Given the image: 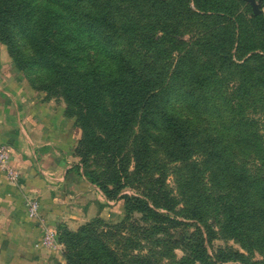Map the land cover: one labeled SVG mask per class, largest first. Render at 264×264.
<instances>
[{
  "label": "trees",
  "instance_id": "1",
  "mask_svg": "<svg viewBox=\"0 0 264 264\" xmlns=\"http://www.w3.org/2000/svg\"><path fill=\"white\" fill-rule=\"evenodd\" d=\"M146 1L0 0V41L8 45L12 54L16 55L13 49L14 29H19L30 40L34 57L30 61H20V64L26 62L29 66H42L50 73L53 86L62 90L68 104V115L78 118L79 128L84 134L80 140L82 149H78L82 162L86 164L93 154L100 155L107 169L105 173L109 183L101 182L100 177L93 173L86 172L85 176L92 184L100 187L109 201L124 202L121 208L126 218L123 223L115 226V229L122 230L125 222L135 213L157 222L170 219L167 214L157 212L170 211L164 203L166 196L158 200L163 202L159 203L146 191H138L132 196L121 194L130 187L129 161L123 155L127 144L123 145V140L129 138L134 126L140 123L146 128L162 130L169 136L172 158L181 161L192 159L198 149L194 147L196 143L190 119L182 122L169 105L158 115L153 110L159 103L167 105L171 99L177 102L183 99L188 104L187 109L196 112L199 109L198 102L201 101L202 106L205 104L200 94L208 84L202 72L194 73L192 78L179 68L188 65L186 61L179 60L178 68L170 79H155L154 74H158L156 71L143 69L147 68L145 60L144 66L137 67L118 49V42L122 41L140 57L151 53L156 57V61L152 57L155 62L153 66L161 64V58H170L172 52L180 50L183 43L175 35H166V25L160 18L154 17L157 18L154 22L147 20V14L141 7ZM150 1L153 8L157 0ZM199 1L194 0L196 10L201 13H225L229 18L235 14L234 11H221L220 0ZM115 4L140 9L141 16L135 21H116ZM254 23L256 31L263 37V43L260 48H251L250 52L258 53L241 64V93H248L254 87L264 88V15H254ZM158 32L164 35L158 37ZM243 39L241 33V39L237 42L238 49L240 45L241 50L244 48ZM223 43L228 45L229 41ZM165 45H168L170 51L165 50ZM224 48L225 45L222 46L225 53ZM229 58L232 60V56ZM251 62H256V74L260 76L254 70H249L254 67ZM246 121L239 122L240 130ZM256 138L257 141L264 139L261 136ZM244 143L248 148L250 138L241 130V145ZM149 145L145 141L142 146H136L132 153L136 174L148 167L151 155ZM201 155L204 156L203 153ZM226 158L218 154L214 159L221 167V173L232 185H236L237 190L227 197L213 199L215 208L210 203L201 209L206 211L205 215L208 210L216 214L222 212L225 219L223 232L238 240L247 253L259 252L264 256V175L252 174L242 166L240 174L234 162ZM199 209L189 213L187 211L183 218L199 220L200 214H204ZM256 222L260 227L255 226ZM98 225L99 221H95L76 232L67 228L59 230V241L66 247V264H151L148 258L141 256H133L131 262L119 254L117 248L106 246L97 232ZM205 230L210 236L212 229L208 227ZM199 236L200 241L177 264H264L247 261L243 255L214 260L208 254L201 230Z\"/></svg>",
  "mask_w": 264,
  "mask_h": 264
},
{
  "label": "rangeland",
  "instance_id": "2",
  "mask_svg": "<svg viewBox=\"0 0 264 264\" xmlns=\"http://www.w3.org/2000/svg\"><path fill=\"white\" fill-rule=\"evenodd\" d=\"M220 1L221 11L226 13L234 11L232 18L225 16V13H201L196 10L194 0H157L153 8L150 0L142 3L141 7L147 14L148 21L154 22L160 18L166 25V35H175V38L183 43L180 50L171 53L170 58H161L162 61L159 62L161 64L157 66H153L155 62L152 57L155 61L156 57L151 53L141 55L142 59L134 53L133 48L122 41L118 42V49L137 67L144 66L145 60L147 68L143 67V69L148 72L156 71L158 74H154L155 79L160 77L170 79L174 70L178 68L179 60L188 63L186 67L179 68L189 73L192 78L194 73L202 72L204 78L208 80L206 89L200 94L203 95L205 104L202 106L201 101L198 102V111L190 112L187 109L188 104L183 99H180V102L171 99L167 105L159 103L153 110L154 113L159 114L170 106L182 122L187 118L190 119L196 143L194 147L198 149L192 159L181 161L172 158L169 136L162 130L146 128L140 123L134 126L129 138L123 140V145L127 144L123 155L129 161L130 187L124 189L121 194L132 196L138 191H146L156 201L166 196L167 200L164 203L170 208V211L157 210L170 218L162 222L149 220L143 214L135 213L125 222L124 230L115 229V226L123 223L126 218V213L121 208L124 202L109 201L100 187L92 184L85 176L86 172L93 173L100 177L101 182L109 183V177L105 173L107 169L100 155L93 154L86 164L82 162L78 149H82L80 140L83 139L84 134L79 128L78 118L68 115V104L62 95V90L53 86L50 73L42 66H29L26 62L20 64V61H30L34 57L30 40L21 34L19 29H14L13 49L16 55L12 54L8 45L0 41V68H9L12 73L19 75L22 82L31 91L40 95L43 102H52L54 106L62 107L64 116L71 121L73 131L76 132L78 141L72 149L78 161L75 169L82 170L86 180L93 186L96 201H99L102 210L82 226L99 221L97 232L102 236L106 246L117 248L119 254L127 257L131 262L133 256H141L148 258L151 264H177L200 241L199 230L203 233L208 254L214 260L243 255L247 261L264 262L262 253H247L238 240L223 232L225 219L222 212L216 214L215 211L210 213L211 210H208L205 215L206 211L201 209L208 207L210 203L215 208L213 199L227 197L237 190L236 185H232L231 181L221 173L222 169L214 159L218 154H221L223 159H227L226 156L230 158L240 174L242 166L252 174L264 175V139L257 141L256 138L258 136L264 138V88L254 87L248 93H241L239 83L241 64L258 53L249 50L254 47L260 48L263 37L256 31L254 13L249 2ZM256 3L261 11L260 15H264V0H256ZM113 8L116 9V21H135L141 16V10H136L131 5L115 4ZM229 8L231 10H228ZM241 33L244 38L242 50L241 45L238 49L237 44L241 39ZM162 35L164 34L161 32L157 33L158 37ZM226 41H229L228 45L223 43ZM223 45H225V53L222 51ZM164 48L170 51L168 45ZM246 52L248 53L245 54ZM229 56H232V60ZM251 64L254 67L249 70H254L256 74V62ZM245 120L247 121L242 124L241 130L250 138L248 148L245 143L241 145L239 128V122ZM145 141L150 144V161L147 168L136 174L132 153L136 146H142ZM104 175L107 177L104 178ZM99 197L102 199L100 200ZM193 209H199L204 214H200L199 220H185L183 216ZM257 223L255 226L260 227ZM208 227L212 229L210 236L205 230ZM63 228L65 229L60 226L55 229L58 235L59 230ZM65 250L66 247L63 246L61 249L63 257Z\"/></svg>",
  "mask_w": 264,
  "mask_h": 264
},
{
  "label": "crops",
  "instance_id": "3",
  "mask_svg": "<svg viewBox=\"0 0 264 264\" xmlns=\"http://www.w3.org/2000/svg\"><path fill=\"white\" fill-rule=\"evenodd\" d=\"M77 141L62 107L43 102L19 75L0 68V144L10 147L21 174L17 184L0 174V264H65L61 250L36 247L41 222L28 218L27 197L39 200L41 220L54 229L75 232L102 212L93 186L75 169Z\"/></svg>",
  "mask_w": 264,
  "mask_h": 264
},
{
  "label": "built area",
  "instance_id": "4",
  "mask_svg": "<svg viewBox=\"0 0 264 264\" xmlns=\"http://www.w3.org/2000/svg\"><path fill=\"white\" fill-rule=\"evenodd\" d=\"M0 174L13 184L21 179L20 172L13 167L10 147L0 144ZM27 216L30 220L40 221L41 238L36 244L37 248L46 250H61L63 244L59 241L57 230L47 226L42 220L41 204L38 199L27 197L24 201Z\"/></svg>",
  "mask_w": 264,
  "mask_h": 264
},
{
  "label": "water",
  "instance_id": "5",
  "mask_svg": "<svg viewBox=\"0 0 264 264\" xmlns=\"http://www.w3.org/2000/svg\"><path fill=\"white\" fill-rule=\"evenodd\" d=\"M246 1L250 3L254 15H255V16L260 15L261 11H260V9H259V6H258L257 3H256V0H246Z\"/></svg>",
  "mask_w": 264,
  "mask_h": 264
}]
</instances>
